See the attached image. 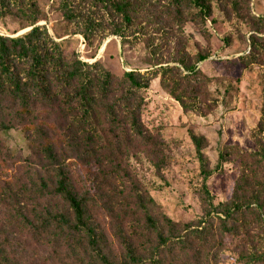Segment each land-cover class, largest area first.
Segmentation results:
<instances>
[{"label":"trees","instance_id":"obj_1","mask_svg":"<svg viewBox=\"0 0 264 264\" xmlns=\"http://www.w3.org/2000/svg\"><path fill=\"white\" fill-rule=\"evenodd\" d=\"M40 1L0 0V20L13 17L29 27L18 36L0 33V132L22 130L30 149L26 157L17 156L0 141V205L4 208L0 264L43 263L40 247L32 243L30 247L21 236L23 230L32 242L47 243L50 252L45 258L58 264H69L68 259L81 263V258L84 264H218L215 257L223 242L212 234L215 222L222 230L219 234L227 237L242 231L245 238L250 224L264 222V95L255 149L229 148L221 154L223 159L233 158L239 167L230 196L215 205L208 200L205 186L201 188L202 214L196 227L183 234V224L153 212V199L143 196L134 184L124 183L116 191L112 181L127 174L122 166L125 155L154 146L156 137L141 120L142 92L150 81L158 77L161 89L183 112L205 115L218 106L211 88L214 78L188 55L172 60L175 64L156 63L159 66L148 73L131 69L116 74L100 60L82 61L67 51L68 40L55 41L38 24L48 20ZM173 2L176 17L181 18L183 4L190 9L183 20L196 24L211 17L214 4L226 10L230 3L233 14L251 24V54L264 53V17L250 13L249 0ZM52 3H57L66 22H82L83 36L91 45L95 37L91 30L101 19L85 16L71 0ZM107 4L121 17V24L112 30L120 37L119 29L141 18L144 5L161 6L156 10L161 13L166 8L165 0H107ZM205 58L203 54L197 60ZM190 137L201 172L209 173L202 151L204 136ZM153 163L159 169L163 160ZM11 166L19 167L21 173L3 179L5 168ZM103 211L112 231L103 225ZM249 216L253 219L248 220ZM243 260L244 264H264V250L246 254Z\"/></svg>","mask_w":264,"mask_h":264},{"label":"rangeland","instance_id":"obj_2","mask_svg":"<svg viewBox=\"0 0 264 264\" xmlns=\"http://www.w3.org/2000/svg\"><path fill=\"white\" fill-rule=\"evenodd\" d=\"M71 1L74 5L79 4L78 8L85 16L101 19V24L94 25L91 30L95 36L91 45H87L83 36L82 22L63 20L56 9L57 3L53 4L52 0L40 1L48 20H41L38 24L44 25L55 41L68 40L67 51L73 52L78 59L88 63L100 60L106 69L116 74L131 69L148 73L159 66L156 63L175 64L172 60L188 55L203 73L214 78L211 88L218 106L205 115L183 112L179 104L161 89L158 77L150 81L149 87L142 92L141 120L148 133L156 137L152 140L154 146L148 151L131 150L122 163L127 174L112 181L116 191L123 188L124 183L134 184L143 196L153 199V212H161L181 222L185 234L196 227L202 214L201 188L205 186L208 200L215 205L230 196L239 167L233 158L221 157L225 149L241 152L255 149L254 134L264 95V53L259 56L251 54L248 39L252 33L251 24L235 16L230 3L229 7L225 6L226 10L220 3L214 4L212 15L205 22L184 21L185 12L190 9L181 4L184 11L179 19L173 9V0H165V13L156 12L161 6L144 5L141 18L130 27L119 29L123 32L120 37L112 30L117 23L118 26L121 24V17L108 4L105 5L107 0ZM249 9L251 14L264 17V0H249ZM28 29L25 22L13 17L0 20L2 34L18 36ZM203 54L206 58L198 61L199 55ZM191 134L202 135L206 140L202 151L209 162V173L201 172ZM0 141L14 155L26 157L30 152L28 140L20 129L1 131ZM157 158L163 160L159 169L153 163ZM11 168H5L3 179L21 173L19 167ZM0 208L3 215L4 208L1 205ZM102 213L106 224H101L112 231L107 212ZM252 219L248 217V220ZM220 231L215 222L212 234H217L216 239L222 238L223 242L215 257L218 264H244V255L264 250L262 220L256 226L250 224L246 238L242 231L227 237L219 234ZM21 236L30 247L31 243L40 247L41 264H58L56 259L45 258L50 252L47 243L41 241V246L32 242L33 238L24 230ZM80 261L75 264H84L83 258ZM67 262L74 264L70 259Z\"/></svg>","mask_w":264,"mask_h":264}]
</instances>
